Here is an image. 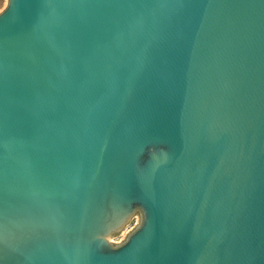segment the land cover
Listing matches in <instances>:
<instances>
[{"label":"water","instance_id":"water-1","mask_svg":"<svg viewBox=\"0 0 264 264\" xmlns=\"http://www.w3.org/2000/svg\"><path fill=\"white\" fill-rule=\"evenodd\" d=\"M0 264H264V0H8Z\"/></svg>","mask_w":264,"mask_h":264},{"label":"rangeland","instance_id":"rangeland-1","mask_svg":"<svg viewBox=\"0 0 264 264\" xmlns=\"http://www.w3.org/2000/svg\"><path fill=\"white\" fill-rule=\"evenodd\" d=\"M4 7H5V0H4V5L1 9H3ZM139 218H140L139 214L136 213L121 231L116 232L115 234L112 235L111 237L112 241L116 242L120 240L123 237V235L137 222Z\"/></svg>","mask_w":264,"mask_h":264},{"label":"trees","instance_id":"trees-1","mask_svg":"<svg viewBox=\"0 0 264 264\" xmlns=\"http://www.w3.org/2000/svg\"><path fill=\"white\" fill-rule=\"evenodd\" d=\"M4 5V0H0V9L3 7Z\"/></svg>","mask_w":264,"mask_h":264},{"label":"snow or ice","instance_id":"snow-or-ice-1","mask_svg":"<svg viewBox=\"0 0 264 264\" xmlns=\"http://www.w3.org/2000/svg\"><path fill=\"white\" fill-rule=\"evenodd\" d=\"M8 0H5V6H7ZM0 11H3V9H0Z\"/></svg>","mask_w":264,"mask_h":264}]
</instances>
